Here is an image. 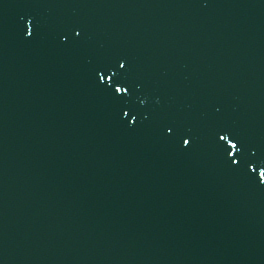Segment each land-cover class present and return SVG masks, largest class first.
Instances as JSON below:
<instances>
[{
    "label": "water",
    "instance_id": "obj_1",
    "mask_svg": "<svg viewBox=\"0 0 264 264\" xmlns=\"http://www.w3.org/2000/svg\"><path fill=\"white\" fill-rule=\"evenodd\" d=\"M0 264H96L1 47Z\"/></svg>",
    "mask_w": 264,
    "mask_h": 264
},
{
    "label": "snow or ice",
    "instance_id": "obj_2",
    "mask_svg": "<svg viewBox=\"0 0 264 264\" xmlns=\"http://www.w3.org/2000/svg\"><path fill=\"white\" fill-rule=\"evenodd\" d=\"M28 34L31 35V32L29 31ZM76 35L79 36V32H77ZM65 39H68V37L66 36ZM118 63H119V68L123 69L124 63L123 62H118ZM105 75H106L105 71H100L99 77L101 80L105 79ZM114 76H117V73L113 72V73L107 74V80L111 87L112 94L116 97V99L119 100V99L125 98V94L130 95L129 86H127L124 83V81L120 78H117L114 80L113 79ZM124 115L128 116V112H124ZM133 121H135V117H133ZM167 130L168 132L173 131L171 127H169ZM219 140L225 141L226 137L221 135L219 136ZM183 143L187 145L189 144V140L184 139ZM220 148L223 151V153H225L226 156L228 157H236L237 153H239V158L230 160L231 165H242L244 166L245 169L251 168L252 172L257 171V167H258L257 161L256 160L252 161V159L246 158L245 153L242 151L243 145H241L240 149H238L237 142L234 139H227L226 143H223L220 145ZM259 169H260L259 176L262 178V180H264V158L260 159Z\"/></svg>",
    "mask_w": 264,
    "mask_h": 264
}]
</instances>
